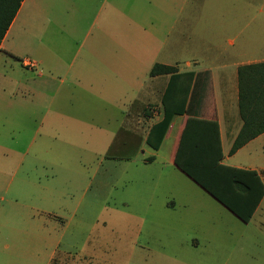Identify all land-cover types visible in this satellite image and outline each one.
Listing matches in <instances>:
<instances>
[{
  "label": "crops",
  "instance_id": "crops-1",
  "mask_svg": "<svg viewBox=\"0 0 264 264\" xmlns=\"http://www.w3.org/2000/svg\"><path fill=\"white\" fill-rule=\"evenodd\" d=\"M200 1V9L199 0H195L191 9H186L189 0L22 1L0 43V58L12 60L0 61L6 73H0V126L6 124L12 130H21L20 141L25 147L21 154L14 155V172L0 171V178L4 180L0 185V244L5 243L3 249L6 251L5 254L0 252L3 264H11L13 257L24 262L29 259L27 252L16 254L9 251L14 235H21L23 231L13 229V219L22 218L20 210L23 208L25 222L28 209L37 210L39 225L35 230L45 242L44 258L36 264H50L60 245L61 218L50 208L28 205L29 193L35 189L47 199L50 207L58 198L57 191L45 188L39 178L31 182L25 172L27 160L36 165L33 168L38 167L41 160L37 149L48 145L51 151L55 145L56 139L50 134H41L40 131L46 128L55 130L62 124L71 123L69 127L72 128L86 123L90 129L101 131L93 119H107L101 115L118 111L123 117L118 129L122 135L120 148L125 150L130 145V138L139 141L138 150L143 144L158 152L166 144L168 159L173 163L188 121L192 118L209 119L214 113L220 134L222 163L254 170L263 182L260 173L264 168L256 166L255 162H261V156L247 165L228 164L227 161L264 138V133L233 155L226 153L242 125L238 110L237 70L244 65L264 62V10L255 13L237 11L229 5L219 11L227 21L223 34L230 36V48L225 51L214 45L215 42L202 39L211 30V27H205L204 19L210 21L213 14L206 11L205 0ZM215 1L219 4L227 2ZM237 24L241 26L237 27ZM199 42L200 54L196 47ZM204 50L214 53L210 58H204ZM187 55L190 58H186ZM18 59L23 69L21 75L16 73ZM24 60L34 63V67H25ZM155 64L176 67L180 78L173 81V86L179 95L185 93L188 85L186 74L194 75L186 103L195 76L203 73L197 81L198 99L193 115H174L156 150L146 144V139L151 127L163 119L161 98L171 76L150 77L149 72ZM142 96L143 102L140 100ZM81 114L88 116L82 119L77 116ZM110 141L107 147L112 145ZM225 143L230 147L227 152H224ZM34 145L35 152L29 156ZM117 159L131 161L132 156L121 154ZM153 159L149 157L144 162L150 163ZM263 199L253 214L259 213L261 220L264 219Z\"/></svg>",
  "mask_w": 264,
  "mask_h": 264
},
{
  "label": "rangeland",
  "instance_id": "rangeland-1",
  "mask_svg": "<svg viewBox=\"0 0 264 264\" xmlns=\"http://www.w3.org/2000/svg\"><path fill=\"white\" fill-rule=\"evenodd\" d=\"M226 1L219 4L205 0V9L210 10L213 17L210 21L204 19L205 27L211 30L202 39L229 51L230 36L223 34L227 21L219 11L230 5L237 11L255 13L264 10V0ZM194 2L189 0L186 9H191ZM200 5L199 0V9ZM199 26L202 27L201 22ZM14 41L18 42L15 38ZM199 46L200 42L196 44L197 51ZM210 50H204L202 56L210 58L214 53ZM198 52L200 54V50ZM19 60H16V73L21 75L23 69ZM0 61L12 60L0 58ZM0 73L6 74L1 65ZM140 100L143 102V96ZM77 116L86 119L88 115ZM101 116L107 119H93L101 131L90 129L86 123L72 128L71 123L55 130H41V134H50L56 139L55 145L51 151L48 145L37 149L41 160L37 168H33L36 165L29 160L24 164L31 182L39 178L45 188L58 192L53 207L36 189L28 196V205L50 208L61 218L60 245L50 264H264V219L261 220L259 213L246 224L239 221L179 173L168 159L166 144L155 152L141 143L138 150L139 141L130 138V145L123 150L119 146L122 135L118 132L122 114L115 111ZM20 132L6 124L0 126L2 172H14V155L24 151ZM124 137L126 139L127 135ZM110 140L112 145L107 147ZM227 148L230 147L225 143L224 152ZM34 152L35 145L29 156ZM121 154L132 156V160L117 159ZM226 154L229 155V151ZM259 156L262 159L255 161L256 166L264 168V138L227 162L247 165ZM149 157L154 159L144 162ZM260 174L264 182V171ZM3 184L0 178V185ZM20 211L23 216L13 219V229L23 231L21 235H14L9 251L27 252L29 259L24 262L13 257L11 264H36L46 253L45 242L35 230L39 225L37 210L28 209L27 222L24 221L25 209ZM4 244H0L3 254L6 252ZM0 264H3L1 257Z\"/></svg>",
  "mask_w": 264,
  "mask_h": 264
},
{
  "label": "trees",
  "instance_id": "trees-1",
  "mask_svg": "<svg viewBox=\"0 0 264 264\" xmlns=\"http://www.w3.org/2000/svg\"><path fill=\"white\" fill-rule=\"evenodd\" d=\"M23 0H0V43L12 23ZM174 66L155 64L149 76L170 75L168 86L161 98L163 119L153 125L146 144L158 149L174 115H193L198 99L197 81L203 73L197 74L188 103L186 96L193 74H186L188 85L185 93L173 86L180 78ZM238 110L241 128L229 150H237L264 133V62L244 65L237 70ZM180 89V88H179ZM218 123L214 118H192L186 124L178 143L173 163L176 168L218 204L243 223H248L264 197V184L254 170L237 168L222 163Z\"/></svg>",
  "mask_w": 264,
  "mask_h": 264
},
{
  "label": "built area",
  "instance_id": "built-area-1",
  "mask_svg": "<svg viewBox=\"0 0 264 264\" xmlns=\"http://www.w3.org/2000/svg\"><path fill=\"white\" fill-rule=\"evenodd\" d=\"M23 65H24L25 67H28V68H33V67H34V63H32L31 61H27V60H25V61L23 62Z\"/></svg>",
  "mask_w": 264,
  "mask_h": 264
}]
</instances>
